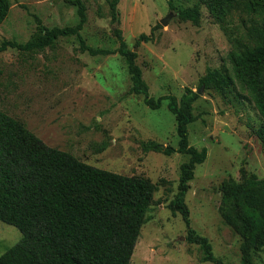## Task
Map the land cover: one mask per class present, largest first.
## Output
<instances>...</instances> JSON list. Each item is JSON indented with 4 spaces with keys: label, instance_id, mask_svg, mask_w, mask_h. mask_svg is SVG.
Returning <instances> with one entry per match:
<instances>
[{
    "label": "rangeland",
    "instance_id": "374dc122",
    "mask_svg": "<svg viewBox=\"0 0 264 264\" xmlns=\"http://www.w3.org/2000/svg\"><path fill=\"white\" fill-rule=\"evenodd\" d=\"M112 1L11 0L9 17L0 26V46L4 41L26 45L46 31L75 28L82 7L86 22L79 36H60L44 49L0 52V110L50 147L88 165L158 184L133 264H215L204 261L201 247L187 239L182 216L169 208L190 156L154 150L152 144L178 149L176 119L168 101L153 110L143 95L131 93V76L118 53L120 29L138 54L151 97L180 99L187 89L199 94L203 88L194 104L197 121L189 126V143L208 154L195 170L185 201L193 229L210 241L215 258L242 264L243 239L222 217L221 189L245 176L264 179V148L256 134L264 121L239 83L224 91L202 85L209 72L231 69L232 42L198 0H120L118 23ZM195 6L201 12L197 25L180 19V10ZM170 13L173 19L163 26ZM241 18L248 19L237 14L230 25ZM142 34L152 40L138 43ZM87 47L110 53L92 55ZM22 239L18 229L0 222V257ZM254 262L264 264V250Z\"/></svg>",
    "mask_w": 264,
    "mask_h": 264
},
{
    "label": "trees",
    "instance_id": "16d2710c",
    "mask_svg": "<svg viewBox=\"0 0 264 264\" xmlns=\"http://www.w3.org/2000/svg\"><path fill=\"white\" fill-rule=\"evenodd\" d=\"M225 31L232 42L228 54L231 69L211 71L202 85L224 91L237 82L248 91L264 121V0H198ZM111 8L116 23L117 5ZM11 0H0V26L11 11ZM174 6H170L173 10ZM245 14L240 23L230 25L235 15ZM75 28L46 31L39 41L19 45L4 41L0 52L10 48L23 51L44 49L60 36L80 35L86 22L84 8ZM179 17L197 25L201 12L198 6L182 9ZM118 53L124 57L131 76V93L143 95L153 110L168 101L177 125L179 147L155 151L190 156L181 166L178 192L169 205L180 213L187 228L188 241L204 252V261L215 264L210 241L192 227L186 195L198 165L207 159V149L190 146L189 126L197 121L193 108L199 94L187 89L180 99L174 96L155 99L137 65L138 54L130 50L121 30ZM142 34L138 43L149 42ZM84 47V46H83ZM92 55L108 51L86 48ZM2 70L0 69V78ZM256 134L264 148V122ZM158 184L140 176H125L88 165L69 152L47 145L21 121L0 110V222L18 229L23 239L0 257V264H133L132 257L154 206ZM221 214L243 239L242 264H255V255L264 250V179L244 177L240 183L222 185Z\"/></svg>",
    "mask_w": 264,
    "mask_h": 264
},
{
    "label": "water",
    "instance_id": "95a60500",
    "mask_svg": "<svg viewBox=\"0 0 264 264\" xmlns=\"http://www.w3.org/2000/svg\"><path fill=\"white\" fill-rule=\"evenodd\" d=\"M173 17H174V14H173V13H170L165 19H163V20L161 21V24H162L163 26H167V25L169 24V22L173 19ZM199 94H200V95L203 94V88H201Z\"/></svg>",
    "mask_w": 264,
    "mask_h": 264
}]
</instances>
